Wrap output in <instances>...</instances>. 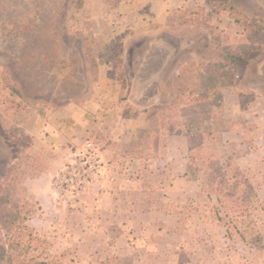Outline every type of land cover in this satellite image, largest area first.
Masks as SVG:
<instances>
[{"label":"rangeland","instance_id":"rangeland-1","mask_svg":"<svg viewBox=\"0 0 264 264\" xmlns=\"http://www.w3.org/2000/svg\"><path fill=\"white\" fill-rule=\"evenodd\" d=\"M221 3L0 0V182L19 163L35 200L43 186L32 180L58 173L56 209L38 208L28 225L65 264H264V255L227 238L198 197L206 172L235 163L264 205V0H226L242 16L234 18ZM217 41L256 49L217 83L233 91L224 113L235 133L193 146L178 127L183 120L169 133L161 119L183 94L177 72L216 60ZM77 169L80 181L65 185ZM102 185L113 201L95 196ZM124 188L140 203L130 204ZM98 200L120 205L110 208L111 227L96 222ZM258 216L264 221V206ZM107 228L112 238L125 234L141 258L117 261L111 247L119 245L104 243Z\"/></svg>","mask_w":264,"mask_h":264},{"label":"trees","instance_id":"trees-1","mask_svg":"<svg viewBox=\"0 0 264 264\" xmlns=\"http://www.w3.org/2000/svg\"><path fill=\"white\" fill-rule=\"evenodd\" d=\"M221 2L230 17H242L226 0ZM234 22L240 23V18ZM215 48L218 58L212 63L190 62L179 70L176 87L183 94L169 109L175 111L174 115L161 119V126L169 133L174 132L175 120H183L178 127L193 146L214 142L222 133L232 130V122L222 115L217 83L241 56L256 49L240 43L221 45L219 41ZM19 167V163L9 167L6 178L0 182V264H65L64 255L52 253L48 240L28 225L38 207L24 187V177L16 173ZM198 197L230 241L242 242L250 252L264 255V221L258 216L264 205L251 176L235 163L218 162L205 173ZM175 233L181 235L182 230L176 229Z\"/></svg>","mask_w":264,"mask_h":264},{"label":"crops","instance_id":"crops-1","mask_svg":"<svg viewBox=\"0 0 264 264\" xmlns=\"http://www.w3.org/2000/svg\"><path fill=\"white\" fill-rule=\"evenodd\" d=\"M217 58H218V55H217ZM237 64V63H236ZM235 64V65H236ZM235 65H233L232 67H231V70H232V68L235 66ZM182 68V67H181ZM180 68V69H181ZM179 72V71H178ZM178 72H177V74H178ZM177 74H176V78H177ZM252 75H255V71L252 73ZM256 75L257 76H261L262 75V73H258V72H256ZM243 78V77H242ZM237 79V78H236ZM239 80V79H238ZM241 81V80H240ZM253 89V88H252ZM251 89V90H252ZM240 92H241V90H240ZM220 94H221V101H222V105H223V108H222V115H223V117L225 118V119H227V120H229L226 116H225V113H224V98H225V94H228V96H230L231 94L233 95V91H231V90H229V89H225V90H223V89H220ZM234 96H237L238 97V95L237 94H235ZM230 122H232L231 120H229ZM236 130V127H235V124L232 122V130H230L229 132H225V133H222L220 136H224V135H226V134H233V133H235L234 131ZM57 177H59L58 176V173H56L55 171H51V172H49L48 174H46V175H42V176H40L39 178H37V179H33L32 180V184H31V186L32 187H34V186H37V185H42L43 187H42V189L41 190H37V191H34L33 193H34V196H35V202H37L36 204H37V207L40 209V211H45L46 212V206H48L49 207V209L51 210H55L56 209V197H54V195H52V187L51 186H53V181H55V179L57 178ZM109 189V190H108ZM120 191H121V193L123 192V196L125 197V199L127 200V201H129L130 202V204H134V205H136V204H139L140 203V200L138 199V201H131L130 200V198H132V196H133V194H134V196H135V192H132L131 190H129V189H126V188H124V189H119ZM96 194H95V196L96 197H98V198H100V197H102L104 200H110V201H113L112 200V194H111V188H109V187H103V185L101 186V187H96ZM136 192H138V195L140 194V190H136ZM114 204L113 205H111V203H107L106 205H104V204H101L100 202H99V200H98V202L96 203L97 204V208H95L96 210H99V208H102L104 211H100V218H101V220L99 221V217L96 219V222L97 223H103L102 225H106L107 227L108 226H112L113 225V223H112V220L111 219H114V214L112 213V215H110L111 214V211H110V208L112 207V209L113 210H115V211H117L118 209H120V205H118V208H117V204L115 203V202H113ZM67 208H69V209H71L72 208V210L74 209L73 208V205H70V206H68ZM132 216H135V217H139V216H141L140 214H138V212H134L133 214H132ZM163 222V221H162ZM164 223H166V221H164L163 222V224ZM178 225V224H177ZM105 230H107V231H103L102 233H103V237H104V239L105 238H107V239H105V241H104V243L106 242V240H113V245H115V244H117V246L119 245L120 246V248H119V246H118V248H115V247H111V249H113V252H114V254H115V256H116V259H117V261L119 260V259H123V258H127V259H129V260H133L134 261V259H138V258H141L140 256L139 257H133V253H131L130 252V250H128V243H127V241H128V239H126L125 237H126V235L125 234H123V235H121V234H119L118 233V235L117 236H115V237H113L112 238V236H111V232L109 231V229L107 228V229H105ZM174 234H177V233H175L174 232ZM108 235V236H107ZM177 235H179V234H177ZM107 245V244H106ZM108 246V245H107ZM109 247V246H108ZM104 250V249H103ZM137 251H139V250H137ZM140 251H142V250H140ZM109 252H111L110 250H109ZM91 254H93L94 255V258H98V256H99V254H101V252H99V251H91ZM106 255H108V252L106 253ZM125 261V260H124ZM136 263H138V262H136ZM100 264V263H99Z\"/></svg>","mask_w":264,"mask_h":264},{"label":"built area","instance_id":"built-area-1","mask_svg":"<svg viewBox=\"0 0 264 264\" xmlns=\"http://www.w3.org/2000/svg\"><path fill=\"white\" fill-rule=\"evenodd\" d=\"M79 174H80L79 169H77L75 172L73 170V172L70 174L71 176L68 177L69 179L65 180L64 184L68 185L70 181L74 182V181H76L77 178H79V181H80V177H79L80 175Z\"/></svg>","mask_w":264,"mask_h":264}]
</instances>
